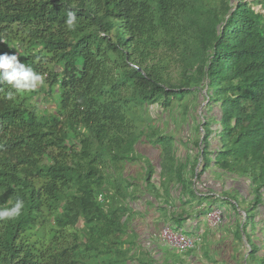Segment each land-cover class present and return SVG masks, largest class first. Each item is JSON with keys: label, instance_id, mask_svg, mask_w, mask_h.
<instances>
[{"label": "trees", "instance_id": "16d2710c", "mask_svg": "<svg viewBox=\"0 0 264 264\" xmlns=\"http://www.w3.org/2000/svg\"><path fill=\"white\" fill-rule=\"evenodd\" d=\"M0 53L44 77L13 100L0 84V209L25 204L0 221V264H127L121 186L137 144L161 148L162 178L183 180L187 167L150 109L186 118L202 90L211 138L183 145L194 170L202 160L250 188L227 198L245 212L249 240L264 207V0H0Z\"/></svg>", "mask_w": 264, "mask_h": 264}, {"label": "crops", "instance_id": "0c3cea01", "mask_svg": "<svg viewBox=\"0 0 264 264\" xmlns=\"http://www.w3.org/2000/svg\"><path fill=\"white\" fill-rule=\"evenodd\" d=\"M216 144L217 141H214L212 148ZM141 145L148 147V152H141L139 161L127 165L125 184L121 186L130 188V211L125 239L133 258L127 264H227L220 258L223 237L216 228L210 227L207 213L220 207L219 200L227 202L232 207V223L238 225L237 212L233 207L235 200L229 201L227 198L241 193V188L246 186H242V181L222 175L214 167L204 171L198 165L194 170L193 156L190 158V155L183 160L184 166H187L183 171L184 185L181 184L183 180L179 179V172H175L172 177L165 175L162 178L161 154H155V146L151 142L149 146L144 140L139 142L138 150ZM152 164L156 169L148 180V166ZM224 219L226 222L227 219ZM166 225L183 230L190 236L201 237L202 242L176 260L169 258L166 249L171 246L160 237L161 230ZM235 237L240 239L236 233Z\"/></svg>", "mask_w": 264, "mask_h": 264}, {"label": "rangeland", "instance_id": "374dc122", "mask_svg": "<svg viewBox=\"0 0 264 264\" xmlns=\"http://www.w3.org/2000/svg\"><path fill=\"white\" fill-rule=\"evenodd\" d=\"M256 8L257 10L261 9L260 6H257ZM197 95L199 98L193 99V101H190L189 103L194 109H191V116L186 118L183 117V119L181 118L180 109L177 108L173 115H170L169 113L165 114V112L157 106L151 107L150 109V113L154 116H157V114L165 116L166 122L163 124L161 122V127L164 131L174 135V140L175 142L177 141L178 144V156L180 160H184L187 155H193L192 150L187 145H183V142L192 143L206 133L209 134V138H211V130H213L214 120L211 117H208L206 125L203 124L205 122L204 116L207 113H210V109L207 107L208 102L206 100V92L205 90H202ZM47 106L49 105L47 104ZM215 110L216 112L218 111L217 108H215ZM202 124L204 125V131L201 128ZM216 127L218 126H215V128ZM149 139H151L150 141L152 142L153 138L149 137ZM155 140H160L158 133ZM144 142L149 146L150 142L147 140H144ZM154 149L156 155L161 154V148L159 146H155ZM139 151L146 153L148 152V147L141 145ZM212 158L213 154H211L210 150H207L204 157V165L206 164V161L212 160ZM120 179L123 180V177H120ZM242 184V186H246V188H241L242 192L248 195L250 188H248L243 180ZM233 196L236 200L240 201V197L237 194H234ZM206 202H208V200H206ZM219 202V208L223 210L224 218L227 219L226 222L225 219L223 220V225L220 224L216 227L217 232L221 233V236L223 237L222 245L220 244L223 249L222 253H220V258L224 259V262L226 261L227 264H235V262L236 264H264V207H262V214L258 217L259 223L255 221L246 227V234L249 240L244 236L241 240V238L237 239L235 237V233L237 230H241V235H244L245 233L244 229H242L243 223L245 222V212L237 209L238 212L236 219L238 220L239 225H233L232 207L227 202H222L221 200H219ZM248 205L249 204H246V206ZM240 207L244 210L245 204L240 202ZM257 245L260 246V253L257 252ZM166 251L169 258H174L175 260L185 253L171 247L167 248ZM168 263H170V260H168Z\"/></svg>", "mask_w": 264, "mask_h": 264}, {"label": "clouds", "instance_id": "9594fccd", "mask_svg": "<svg viewBox=\"0 0 264 264\" xmlns=\"http://www.w3.org/2000/svg\"><path fill=\"white\" fill-rule=\"evenodd\" d=\"M66 24L69 29L76 27V15L68 12ZM7 83L14 92H9L7 99H15L16 94L35 91L38 86L44 84V77L37 73L32 66L18 60L17 54L0 53V84ZM24 201L17 198L15 203L8 208L0 209V221L13 220L21 215Z\"/></svg>", "mask_w": 264, "mask_h": 264}, {"label": "built area", "instance_id": "2783aa9c", "mask_svg": "<svg viewBox=\"0 0 264 264\" xmlns=\"http://www.w3.org/2000/svg\"><path fill=\"white\" fill-rule=\"evenodd\" d=\"M199 166L200 168L203 167L202 160L199 163ZM223 220L224 212L219 207H215L207 213V221L212 228H216L222 224ZM160 237L162 241L180 252H186L194 249L202 242L201 237L190 236L183 230L175 229L171 225H166L163 227Z\"/></svg>", "mask_w": 264, "mask_h": 264}, {"label": "water", "instance_id": "95a60500", "mask_svg": "<svg viewBox=\"0 0 264 264\" xmlns=\"http://www.w3.org/2000/svg\"><path fill=\"white\" fill-rule=\"evenodd\" d=\"M161 168V167H160Z\"/></svg>", "mask_w": 264, "mask_h": 264}]
</instances>
